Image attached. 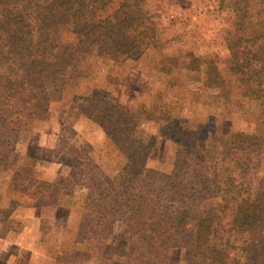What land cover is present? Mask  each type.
<instances>
[{"label":"trees","instance_id":"16d2710c","mask_svg":"<svg viewBox=\"0 0 264 264\" xmlns=\"http://www.w3.org/2000/svg\"><path fill=\"white\" fill-rule=\"evenodd\" d=\"M111 0H0V54L8 71L0 85L13 86L0 100V164L10 156L9 135L38 110L33 95L62 88L71 73V51L48 54L41 40L67 21L80 22L85 42L104 53L140 59L159 43L157 29L135 11L138 0H121L111 14L94 21ZM220 7L247 19L259 20L263 30L244 41L240 57L246 90L254 99L264 91V0H220ZM73 108L98 124L125 155L121 187L110 189L97 175V164L71 169L63 185L26 176L22 191L37 196L36 205H57L64 194L86 187L88 195L77 233L78 241L101 242L113 219L124 223L122 239L128 249L125 264H166L176 248H190L196 264H264V239L248 238L250 223L264 210L261 151L251 136L225 141L214 150V163L196 160L179 145L174 169L164 183L151 180L145 166L147 143L130 132V117L118 104L75 95ZM264 115V109H263ZM160 135L178 133V122L159 120ZM231 198L211 209L204 202L221 195ZM53 264H78L74 253H59Z\"/></svg>","mask_w":264,"mask_h":264},{"label":"rangeland","instance_id":"374dc122","mask_svg":"<svg viewBox=\"0 0 264 264\" xmlns=\"http://www.w3.org/2000/svg\"><path fill=\"white\" fill-rule=\"evenodd\" d=\"M120 5L121 0H111L93 20H101ZM135 11L157 29L159 37V43L138 60L104 53L88 44L83 39V26L71 20L41 40L48 54L71 51L74 64L62 88L32 96L38 113L35 118L23 119L10 133L11 154L0 164V180L16 181L21 176L22 171L12 167V159L19 161L22 152L44 156L46 161L59 159L68 171L87 165L81 157L86 154L97 164L96 173L108 188L121 187L127 159L98 124L73 108L75 95L108 100L128 112L131 135L151 147L145 166L151 180H167L179 145L187 146L196 160L212 165L218 145L244 136H251L259 147L260 176L264 174V91L260 99L250 96L240 57L244 41L259 34L263 23L221 8L220 0H138ZM7 71L0 54V74ZM13 88L0 85V100ZM161 119L177 121L178 133L160 135ZM40 132L47 133L46 141L39 140ZM87 195L86 187H78L65 196L58 214L39 216L31 225H42L45 232L55 228L65 240L75 237L72 248L62 253H74L78 264H125L128 246L122 239L120 216L113 219L101 242L77 240ZM231 196L225 186L220 196L207 199L203 206L211 209ZM9 214V209L4 210L3 227L25 230L22 221ZM50 219L58 220L61 227L48 222ZM248 238L264 239V210L250 223ZM3 258L0 264H7ZM166 264L196 261L190 248H176L170 251Z\"/></svg>","mask_w":264,"mask_h":264},{"label":"crops","instance_id":"0c3cea01","mask_svg":"<svg viewBox=\"0 0 264 264\" xmlns=\"http://www.w3.org/2000/svg\"><path fill=\"white\" fill-rule=\"evenodd\" d=\"M47 136V133L40 132L39 140L46 141ZM20 155L19 161L12 159V167L16 171L20 169L21 176L16 181L11 178L0 180V258L5 257L3 259L7 264H42L43 262L45 264V261L46 264H53L52 260L59 253L72 248L75 237H72V240H65L55 228L51 232L50 230L45 232L42 225L33 226L30 222L39 216L58 214L59 209L63 207L61 202L69 194H64L57 205L38 206L37 196L23 192L21 187L26 176L61 186L70 170L68 171V167L63 166L59 159L56 160L57 162L46 161L44 156L30 155L28 152H22ZM6 209H9L10 218L17 217L22 221L25 230L3 227L2 216ZM51 220L48 222L53 221L56 226L61 227L58 220ZM45 237H49L50 241H46ZM7 249H11L10 253Z\"/></svg>","mask_w":264,"mask_h":264}]
</instances>
